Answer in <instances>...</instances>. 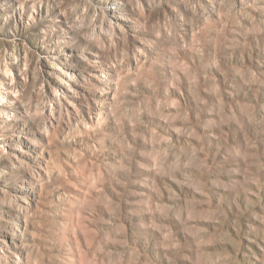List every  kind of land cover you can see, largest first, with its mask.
I'll list each match as a JSON object with an SVG mask.
<instances>
[{
	"label": "rangeland",
	"instance_id": "374dc122",
	"mask_svg": "<svg viewBox=\"0 0 264 264\" xmlns=\"http://www.w3.org/2000/svg\"><path fill=\"white\" fill-rule=\"evenodd\" d=\"M0 264H264V0H0Z\"/></svg>",
	"mask_w": 264,
	"mask_h": 264
}]
</instances>
